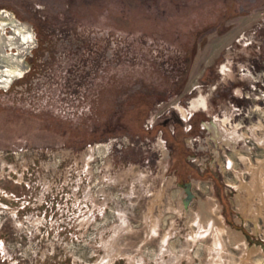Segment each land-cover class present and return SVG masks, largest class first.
Masks as SVG:
<instances>
[{"label":"rangeland","instance_id":"rangeland-1","mask_svg":"<svg viewBox=\"0 0 264 264\" xmlns=\"http://www.w3.org/2000/svg\"><path fill=\"white\" fill-rule=\"evenodd\" d=\"M0 8V264H264V0Z\"/></svg>","mask_w":264,"mask_h":264},{"label":"water","instance_id":"water-1","mask_svg":"<svg viewBox=\"0 0 264 264\" xmlns=\"http://www.w3.org/2000/svg\"><path fill=\"white\" fill-rule=\"evenodd\" d=\"M13 22H16V19L12 14L4 8H0V87L5 88L12 79L19 77L28 69V64L26 60H24V55L28 49L23 48V50L11 52L10 47H8L4 41L6 36L4 30L6 28L12 35L16 36V34L11 31L12 25L10 24H13ZM185 190L188 192L187 187H185Z\"/></svg>","mask_w":264,"mask_h":264},{"label":"bare ground","instance_id":"bare-ground-1","mask_svg":"<svg viewBox=\"0 0 264 264\" xmlns=\"http://www.w3.org/2000/svg\"><path fill=\"white\" fill-rule=\"evenodd\" d=\"M12 31L17 35L15 36L10 34L9 36H5L4 38L5 44L8 47L14 45L17 48V51H20L26 45H29L33 41L31 31L27 29V27H25L24 25L16 27L15 29H12ZM205 220L211 225L213 224L212 227H215V229L217 228L216 230H219L220 228H224L227 232H229L225 227L222 226L220 221L218 219L213 218L210 213H206Z\"/></svg>","mask_w":264,"mask_h":264},{"label":"flooded vegetation","instance_id":"flooded-vegetation-1","mask_svg":"<svg viewBox=\"0 0 264 264\" xmlns=\"http://www.w3.org/2000/svg\"><path fill=\"white\" fill-rule=\"evenodd\" d=\"M37 48H41L42 49V47H37ZM36 52H38V49H36L35 51H34V53H32V55H31V57H33V58H36ZM32 64V63H31ZM185 116H186V114H185ZM208 125V124H207ZM208 126H210V125H208ZM235 138H238V137H233V138H231L230 140L231 141H235L236 139ZM228 142V141H227Z\"/></svg>","mask_w":264,"mask_h":264}]
</instances>
